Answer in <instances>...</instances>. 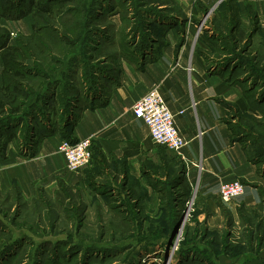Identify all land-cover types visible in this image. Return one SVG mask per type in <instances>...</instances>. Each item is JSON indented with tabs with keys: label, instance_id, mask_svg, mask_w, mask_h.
Wrapping results in <instances>:
<instances>
[{
	"label": "rangeland",
	"instance_id": "1",
	"mask_svg": "<svg viewBox=\"0 0 264 264\" xmlns=\"http://www.w3.org/2000/svg\"><path fill=\"white\" fill-rule=\"evenodd\" d=\"M223 1L206 6L202 0H57L54 13L37 21L57 28L60 43L52 30L29 38L36 20L32 14L1 20L12 41L23 45L17 70L24 73L27 67L36 74L15 78L31 95L20 97L21 111L10 114L16 133L10 141L6 115L0 114V132H5L0 157L14 149L24 160L42 135L60 133L68 119L75 122L83 108L105 94L110 84L104 76L120 68L125 54L134 58L159 52L158 44L149 40H167L168 29L152 25L155 20L169 28L180 21L197 26L196 38L206 42L195 51L211 73L241 89L249 103L246 144L264 157V30L252 31L251 6L240 0V30L235 32L234 25L225 30L216 22ZM198 4L200 11L193 13ZM177 31L181 38L185 28ZM136 42L149 48L138 52ZM0 70L3 84L1 59ZM48 86L56 98L46 102ZM260 166L264 169V161ZM123 170L122 163L112 165L94 189L86 183L70 187L59 175L57 180L32 182L29 190L0 173V264H264V187L259 207L245 209L239 197L229 203L220 200L215 211L197 204L186 182L177 186V177L184 180L180 166L171 178L164 174L159 175L162 180L153 179L157 188L148 194L123 178ZM83 171L87 178L96 167L90 163ZM175 212L185 217L171 229Z\"/></svg>",
	"mask_w": 264,
	"mask_h": 264
},
{
	"label": "crops",
	"instance_id": "2",
	"mask_svg": "<svg viewBox=\"0 0 264 264\" xmlns=\"http://www.w3.org/2000/svg\"><path fill=\"white\" fill-rule=\"evenodd\" d=\"M212 1L202 0L206 6ZM240 4L250 5L257 12L264 30V0H240ZM198 6L193 13L200 11ZM187 23L180 22L185 28L181 38L177 31L180 24L167 30L166 43L157 58H122L120 68L104 76L110 86L95 106L87 105L79 112L73 138H91L92 147L99 148L108 162L122 163L127 168L129 181L137 182L138 188H156L144 172L168 161L175 167L183 165L184 182L197 204L217 211L221 183L239 179L246 184L239 205L245 209L259 207L263 174L249 158L243 142L232 140V131L225 121L228 105L247 112L249 103L239 87L208 70L204 57L195 51L196 46L203 47L206 38L197 39V26ZM154 87L161 92L178 129L188 140L180 153L156 144L148 126L134 114L136 100ZM62 139L58 131L48 134L24 160L16 150H9L4 158L0 157V173L18 180L29 190L32 182L57 180L59 175L70 187L87 184L83 170L67 169L66 158L59 149ZM121 176L124 178L123 173ZM152 176V181L162 180Z\"/></svg>",
	"mask_w": 264,
	"mask_h": 264
},
{
	"label": "trees",
	"instance_id": "3",
	"mask_svg": "<svg viewBox=\"0 0 264 264\" xmlns=\"http://www.w3.org/2000/svg\"><path fill=\"white\" fill-rule=\"evenodd\" d=\"M58 1H61V4H62L68 1L74 2L76 0H58ZM56 2L57 0H0V59L3 63V70H2L3 76L2 77H3V82H4L3 84L0 82V114L6 115L3 121L7 120L8 126H6L5 129L8 131V136H7L8 141L12 140L16 136L15 135L16 133L13 132L14 130L12 128L13 127L12 124L9 123L10 118H11L10 114L12 115L18 114L21 111V108L17 106L20 97L28 98L31 95V92H29L28 89L26 90L25 88H22L21 84H17L15 82V78H21L24 80L26 79L25 73L26 72L33 73L34 70H32L31 68H27V67H23L25 71L24 73L22 71L17 70L19 69L18 67L21 66L17 62H18V57L22 56V52L24 50L23 45H21V42L18 45L16 42L12 41L11 32L5 26L1 24V20L3 19L19 20V19H23L32 14L36 20L33 24V33L29 35V38L38 37L40 34L44 33V30L45 31L52 30V32L56 35V39L58 40L57 43H60V41H63V38H62L63 36H62V33L57 28L50 29V28H47V26H40L37 21V17H39L42 14L52 15L55 11L54 5ZM71 11H74V10H71ZM218 13L219 14L217 15L216 22L218 20L221 21L222 24H220V26H223L225 30L233 25H234L235 32L240 30V24H241L240 8H239L237 0L223 1ZM247 14L251 21L252 31L253 32L258 31L260 29V21H259L257 12L255 10H252L251 7H248ZM174 19L175 18H173L172 21ZM164 22L163 21L159 22L155 20L154 22H152V25H157V27H159L161 30L166 31L167 29H169V26L165 24ZM180 22H183V21H180ZM180 26L181 24L179 25V27ZM152 39L153 40L150 39L149 41H151L153 44L159 45V46L157 45V48L159 47V52H150V53H142V54L138 53L142 56L139 57L136 54L134 58L127 56L125 54V57L129 59H133V60L137 59L136 61L143 60V58L144 60H152V59L157 58L163 45L166 43V41L158 40L159 42H157L156 40H154L153 37ZM133 47H138L139 49L138 52H141V51L145 52L149 48L148 47L145 49L144 44H143V47L140 48L137 42L133 44ZM153 49L154 48H152V50ZM34 73L36 74V72ZM8 78H9V81H8ZM50 88H52L51 84H50ZM45 92L46 94L43 96V98L44 100L46 99L45 100L46 102H49L50 100L53 101V99L56 98L55 92L53 93L49 92V86L46 88ZM244 94L247 96L246 92ZM105 102L106 101H104V103ZM95 105L96 103L91 104V106H95ZM228 107H229V111L227 113V117L225 118V121L228 123L232 131V140H239L243 142L247 150L249 158L251 159V161H253L254 163L258 165L260 173L264 175V172H263L264 169L261 168L260 166L262 161H264V157L260 156L259 154L258 155L254 154L252 150L246 144V140L244 136L247 134L246 132L248 131V129L247 127H245L247 124V121H246L247 116H245V112H242L239 108L232 107V105L230 106L228 105ZM7 114L9 115V117L7 116ZM69 120L70 119H68L67 122H64L63 126L61 127L60 133L63 138H66L74 142V141H77V139L73 138V129H74L75 122H70ZM1 124H2V121H0V125ZM3 133L0 132V135H2ZM47 135L48 134H44L41 136V138H44ZM41 140L39 138V140L36 143H40ZM92 149H93V157H92L91 162L95 165L96 171L89 174L86 178V181H87V185L91 187L92 189H94L97 185L96 180L98 178L104 177V175L110 171V167L112 165H116V163L108 162L105 155L99 148L92 147ZM178 166H180L181 173H182L181 175H183L185 179V172H184L183 165L179 164ZM146 169H149V172H144V173H147L148 175L147 177L151 185L155 184L154 181H152V177H153L152 174L155 176L165 174L166 177L171 178V176L172 175L175 176L177 172V171L175 172V170H177V166L175 167L174 164L172 165L169 164L168 161H166L165 164H162L157 168H146ZM122 173L125 179L129 181V178L127 176L126 167H124V170L122 171ZM180 181L184 182V180H181L180 177L179 178L177 177V180L175 181V183L178 182L177 186L181 184ZM173 182L174 181L170 182V186L172 185V187H173ZM127 190L130 193V189H127ZM175 213L177 217L176 219L174 218L175 220L173 219V221L175 222H172L171 229L175 228V225L178 224L181 218V213L179 212H175Z\"/></svg>",
	"mask_w": 264,
	"mask_h": 264
},
{
	"label": "built area",
	"instance_id": "4",
	"mask_svg": "<svg viewBox=\"0 0 264 264\" xmlns=\"http://www.w3.org/2000/svg\"><path fill=\"white\" fill-rule=\"evenodd\" d=\"M133 111L135 116L148 126L156 144L177 153L187 145L188 140L178 129L175 116L157 87L136 100ZM59 149L66 158L67 169L71 172H80L91 163V138H81L74 142L63 138ZM245 191L246 184L237 179L221 183L219 195L224 203H229L242 196Z\"/></svg>",
	"mask_w": 264,
	"mask_h": 264
},
{
	"label": "water",
	"instance_id": "5",
	"mask_svg": "<svg viewBox=\"0 0 264 264\" xmlns=\"http://www.w3.org/2000/svg\"><path fill=\"white\" fill-rule=\"evenodd\" d=\"M184 217H185V216H182L181 219L183 220Z\"/></svg>",
	"mask_w": 264,
	"mask_h": 264
}]
</instances>
